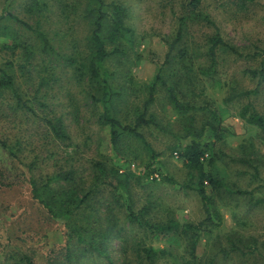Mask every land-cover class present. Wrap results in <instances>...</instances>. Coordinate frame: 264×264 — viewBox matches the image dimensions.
<instances>
[{
    "label": "rangeland",
    "instance_id": "374dc122",
    "mask_svg": "<svg viewBox=\"0 0 264 264\" xmlns=\"http://www.w3.org/2000/svg\"><path fill=\"white\" fill-rule=\"evenodd\" d=\"M118 1L129 7L127 22L134 31L133 38L129 36L122 40L125 53L112 57L107 63L115 72L113 87L122 91L121 98L116 101L118 115L124 122H131L136 109L143 106L148 97V83L166 56L164 37L175 35L178 18L182 15L190 18L188 42L191 54L188 58L193 68L192 83L181 81L186 95L184 100L207 108L180 114L170 104L165 90L159 89L149 112H153L158 121L175 135L155 127H145L143 132L159 153L155 167L160 173L155 174L156 181L143 178L142 183H137L133 179L129 184V196L126 193L122 198L117 192L114 197L119 201L132 202L136 208L153 200L152 213L158 221L175 218L184 224L202 220L205 213L200 197L183 189L180 184L162 179V175H168L180 183L189 180V170L176 154L192 139L184 137L189 127H193L194 132L204 127L207 158L218 157L215 167L206 163V169L221 177L226 186L215 192L207 185L213 197L215 220L201 233L195 258L189 253L190 237L181 230L155 236L146 229L131 225L123 234L129 241L126 244L128 251L123 250L120 238H114L110 255L116 261L125 257L127 261H136L131 247L144 242L168 251L157 264H264V201H257L264 200V130L240 116L248 101L264 115V82L251 98L227 100L234 92L254 89L258 84L259 80L246 74L245 69L260 66L261 57L255 53L264 50V0H254L246 5L235 0H201L197 9L190 5V0ZM27 2L29 0H0V14L4 10L12 11L30 23L40 21L50 32L61 54L73 55L75 50L85 52L90 27L79 16L83 0H40L41 10L36 12L26 8ZM203 15H210L225 39L250 55L237 57L221 52L217 70L212 74L201 72L209 64L205 55L206 37L213 34V28L206 25ZM2 25L7 26L10 32L0 33V61L11 59L12 52L4 47L9 35L16 30L22 31L7 18L2 20ZM20 62L22 60L16 62L15 74L20 76L19 84L26 96L32 97L39 79L36 73H22ZM35 69L33 71L37 72ZM56 71L61 80L53 84V88H43L41 94L49 95L50 118L63 117L75 146L66 152L58 142L48 139L44 121L32 119L24 110H13L10 97L3 92H0V139L18 143L25 162L31 161L42 144L48 142L46 147L53 157L38 169V174L54 171L58 165L65 164V160H73L69 153L74 155L81 172L88 175L89 182L92 178L91 158L116 165L121 175L129 171L137 175L144 173L151 160V152L146 145L127 135L120 149L115 151L109 127L100 121L102 104L92 97L89 83L85 79L77 80L70 66L59 64ZM181 75L184 77L183 70L178 74L172 73L168 80L176 81ZM1 111L5 112V117L1 116ZM208 121L212 124L206 125ZM23 163L12 159L0 144V264H22L21 257L25 254L38 264H68L64 222L53 219L33 198ZM254 166L258 169L257 175ZM237 189L253 190L254 197L251 199L249 195L237 193ZM100 196L105 201L114 200L111 191ZM124 209L118 210L122 219ZM216 211L221 216L220 221ZM230 241L239 250L225 256L223 251L232 247ZM79 263L109 264L106 258L90 255H80Z\"/></svg>",
    "mask_w": 264,
    "mask_h": 264
},
{
    "label": "trees",
    "instance_id": "16d2710c",
    "mask_svg": "<svg viewBox=\"0 0 264 264\" xmlns=\"http://www.w3.org/2000/svg\"><path fill=\"white\" fill-rule=\"evenodd\" d=\"M235 1L241 5H246L254 0ZM200 2L201 0H190V5L197 9ZM26 8L30 12L40 11L41 2L40 0H29L26 3ZM79 16L90 27L86 50L84 53H78L75 50L73 55H65L59 52L50 32L45 30L40 21L30 23L12 11H2L0 14V33L4 35L10 32L7 26L2 25L4 18L15 22L22 31L16 30L11 33L8 43L4 45L12 52V55L10 56L11 59L4 58L0 61V92L8 94L13 103V110H24L31 115L32 119L44 121L48 139L58 142L67 152L75 146L74 141L68 133L62 116L50 118L49 95L41 94V92L43 88H53V84L61 80L56 71L59 64L64 67H72L77 80L83 81L85 79L92 90V97L97 103L102 104L100 121L102 125L109 127L113 149L115 151L120 149L124 137L132 135L143 142L151 152V160L147 163L144 173L137 175L129 171L121 175L116 165H107L103 161H96V159L91 158L92 178L89 182L88 175L81 172L80 167L75 164L74 155L69 153L73 160H65V164L58 165V169L54 171H43L38 174V169L53 157L51 151L46 147L48 142L42 144L40 151L29 162L24 161L21 155L22 149L18 143L15 144L3 138L0 139V144L12 159L24 162L25 173L33 198L46 209L53 219L64 222L67 237L65 259L68 264H80V255L103 257L108 260L109 264H157L160 258L166 257L168 254L166 249L138 242L131 247L136 254V261H127V257L122 261H116L110 255L111 243L114 238H120L122 240L121 246L127 252L126 244L129 241L123 234L126 233L129 225L146 229L155 236L167 235L181 230L183 234L190 237L189 253L192 258H195L201 233L215 220V208L212 207L213 197L208 192L207 185L209 184L211 191L215 192L226 186V182L221 177L206 169V163L215 167L218 157L207 158L208 144L204 143L203 140L204 127L195 132L193 127H189L184 137H192V139L176 151V154L184 160V164L189 170V180L180 183L171 176L162 175L165 182L180 184L183 189L191 190L200 197L205 213L202 220L197 223L184 224H180L175 218L158 221L152 213L155 206L153 200L150 199L141 207L136 208L132 202L119 201L114 197L117 192H120L119 195L122 198L126 193L129 196L131 194L129 184L133 179L137 183H142L143 178L156 181L155 174L160 173L159 168L155 167V164L159 162L157 159L159 153L155 151L143 132L145 127H155L175 135L171 129L158 121L153 112H149L150 106L157 99L159 89L165 90L170 104L180 114L184 115L192 110H205L207 108L206 105L204 107L185 101L186 95L181 88L182 79L188 84L192 83L193 80V68L189 65L188 58L191 54L188 42L190 18L184 15L180 16L175 35L164 37L167 45L166 56L159 65L155 77L148 83V97L143 106L136 109L133 120L124 122L123 118L118 115L116 104V101L122 96V91L113 87L112 79L115 72L110 70L107 63L112 57L125 53L126 49L122 45V40L134 36L133 28L127 22L130 9L118 0H83ZM203 20L206 25L213 28V34L206 37L205 55L209 64L201 69V72L204 74L214 73L219 64L218 57L221 52L231 53L237 57L250 55V53L243 52L240 47L225 39L221 28L210 15H203ZM255 54L261 57L260 66L245 69V73L259 80L257 86L254 89L234 92L227 100L232 101L238 97L251 98L253 94L258 92L260 84L264 82V50ZM17 60H22L19 63L22 73H36L39 79L32 97L26 96L19 84L20 76H17L14 70ZM34 68H37V70L35 69L37 72L33 71ZM179 70H183L184 77L181 75L176 81L171 80L170 82L169 77L172 73L178 74ZM1 114L3 117L6 116L4 111H1ZM240 116L246 122L264 130V115L257 111L251 101L243 106ZM205 124L211 125L212 121ZM254 169L257 175V167L254 166ZM108 187L112 189H108ZM106 191L112 192L113 201H105L100 196ZM237 193L249 195L251 199L254 197L253 190L237 189ZM257 201L264 200L257 199ZM123 206L126 211L122 215L124 216L122 219L119 211L123 210ZM216 215L219 216L220 221L221 216L217 211ZM230 243L231 249L223 251L225 256L230 252L239 250L233 241ZM21 259L23 260L22 264H38L27 254L23 255Z\"/></svg>",
    "mask_w": 264,
    "mask_h": 264
}]
</instances>
